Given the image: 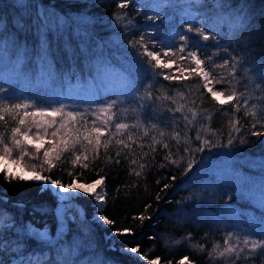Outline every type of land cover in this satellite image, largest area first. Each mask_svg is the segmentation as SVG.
<instances>
[{"label":"trees","instance_id":"trees-1","mask_svg":"<svg viewBox=\"0 0 264 264\" xmlns=\"http://www.w3.org/2000/svg\"><path fill=\"white\" fill-rule=\"evenodd\" d=\"M227 2L233 8L243 3L251 16L249 31L238 37L231 35L227 24H221L219 31L213 26L215 17L209 19V9L214 6L211 0H208L205 8H189L185 0H175L174 7L164 5L160 9L156 7L158 0H27L25 7L17 6V0H0V25H3L0 37L15 34L31 50L27 60L26 80L4 83V80L12 78L11 73L5 72L0 76V87L8 89L14 97L9 103L19 102L16 98L24 97L34 104L58 107L63 103L65 110H87L85 120L90 128L92 120L96 119L92 113L96 112L100 116L97 121L100 123L104 117L99 114V107L115 101L109 113L114 114L109 131L115 133V123L138 125L136 128L130 127L121 135H112L108 147H101L95 158L91 153H86L89 164L87 170L71 163L74 159L71 151L64 153L59 161H54L56 167L51 173L44 166L42 174L51 175L65 183L72 179L68 176V171L82 173L77 177L82 181H90L99 176L105 178V203L101 209L97 210L92 197L85 196L74 200L80 205V211L75 207L70 209L76 222L69 223V231L61 243L66 242L71 247L77 238L82 241L73 257L75 264H97L98 259L104 257L109 258L112 264H146L145 261L135 259V254L121 252V246L139 247L141 252L149 254V259L159 257L162 264L169 261L171 264H178L185 255L189 256L192 264H230L228 258H216L213 246L220 244L222 248L223 239L228 232L243 235L241 230L251 227L248 223L251 216H264V211L252 201L236 195L228 198L229 193L237 191L232 173L239 171L255 179L260 173L253 164L257 157H264V137L258 140L250 135L253 130L252 118L245 117V109L241 108L239 113L234 112L232 105L236 103L235 100L223 107L217 104L204 89V81L198 76L192 75L179 82L164 81L162 76L157 75L161 70L153 72L148 68L147 58L138 56L137 49L132 48L129 43L133 38H138L141 32H151L156 39L165 40L184 31L186 24L203 27L209 32L208 41H201L195 32L188 35L190 47L193 43L198 45V55L205 61V69L210 72L211 87L226 94H230L232 90L238 96L241 92L245 96L251 94L253 98L249 99L248 107L252 104H256L258 109L264 107V92L256 89L255 83H249L244 72V69L252 73L264 68V63H261L264 61V0ZM121 3H127L128 6L121 8ZM157 12L160 19L147 20L148 16H155ZM61 17L65 21L63 25ZM45 21L49 63L55 73L52 79L41 75L36 62L41 39L39 30ZM20 23L24 25L23 29L18 27ZM77 29L80 30L79 35ZM249 32L253 42L247 47L257 62L255 67L242 59L244 40ZM211 36L216 39H211ZM175 43H180L178 36ZM224 47L240 62L234 78L228 75L232 72V61L231 56L224 52ZM12 58L15 59V56ZM225 58L229 59V67L216 68L215 65L222 63ZM163 59L167 62L168 58ZM176 63L182 68L194 67L190 60L181 62L176 59ZM163 71L166 74H179L175 68ZM121 74L134 80L141 94L151 91L155 98L166 93L176 103L173 100L153 99L151 103L145 101L146 106L142 111L137 109L133 112L136 100L133 97L126 98L121 86ZM187 75L185 72V76ZM217 80L221 83L217 84ZM261 87L264 88V83H261ZM177 93H182L183 98ZM245 96H240L241 104ZM179 104L185 105L182 113L167 111ZM189 108L197 112L191 126L183 118L187 115L189 120L193 119ZM234 118L241 127V133L234 134L237 138L232 147H213L192 154L184 152L186 147L199 146V142L195 140L198 129L202 137L221 145L227 144L230 122ZM5 119L9 121L7 128L0 122V131L5 132L7 142V134L15 126V121L7 116ZM152 123H156L157 127L152 128ZM80 127L83 130L84 120ZM256 130L264 129L258 126ZM32 131L35 132L36 129ZM161 131L166 133L164 137L160 136ZM129 134L134 141H128L132 145L131 150L115 144L117 138L127 141ZM240 136L250 143L241 145ZM153 137L162 143L153 145ZM49 139L50 134L46 135L45 147H48ZM101 139L108 140L109 133L106 132ZM163 144H168V148H164ZM153 147L155 151L152 150ZM80 151L77 146V154ZM170 152L171 159L177 160V164L166 159ZM17 156L18 153L14 152L13 158ZM192 158L195 159L193 169L184 175L187 161ZM42 159L41 151L38 159L30 160L26 157L22 163L40 164ZM117 160L119 163H116ZM133 160L136 161L135 164L132 163ZM141 164H144V168L140 167ZM136 172L141 175L137 176ZM225 182L226 190L212 193L213 185L223 188ZM164 184L170 187L164 189ZM40 187L38 182H7L0 174V210H4L7 216L14 218L17 226H24L25 230L29 221L40 227L47 221L50 234L54 237L57 229L55 208L58 201L50 191L41 194ZM242 187L248 189L251 185L245 184ZM157 195L160 199H157ZM17 202H23L25 207H14ZM34 206L50 207L52 211L42 215L39 211L34 212ZM95 214L107 216L114 224L104 226L93 222ZM141 215L147 218L141 221ZM85 228L88 229L87 233L83 231ZM123 229H129V232L123 233ZM117 230L122 234H116ZM106 233L108 236H105ZM8 235L15 239L14 232L9 231ZM253 238L262 237L253 234ZM89 242L92 243L91 248L87 246ZM113 243L115 250L109 251V245ZM27 245V248H22L25 256L48 252L50 259L56 258L54 250L43 248L32 239L27 240ZM209 252H212L211 257ZM18 256L19 253L0 249L3 264ZM236 264H261V256L245 259L242 254Z\"/></svg>","mask_w":264,"mask_h":264},{"label":"snow or ice","instance_id":"snow-or-ice-1","mask_svg":"<svg viewBox=\"0 0 264 264\" xmlns=\"http://www.w3.org/2000/svg\"><path fill=\"white\" fill-rule=\"evenodd\" d=\"M185 2L188 4L189 8H195L197 6L205 8L207 7L208 0H185ZM211 3L214 6L209 9V19L215 17L213 26L217 31H219L221 24L229 25L231 35L235 37L249 31L251 16L243 3L236 8L231 7L227 0H211ZM26 4L27 0H17V6L19 7H25ZM164 5L174 7L175 0H158L156 7L160 9ZM127 6V3H121L119 5L121 8ZM154 19H160L158 12L155 16L147 17L149 21ZM64 23L65 21L63 17H61V25ZM18 27L23 29L24 25L20 23ZM53 28H55V25H53ZM2 29L3 25H0V30ZM184 29V31L178 32L176 35L170 36L165 40L156 39L151 32H141L138 38H133L129 43L132 48L137 49L138 56L147 58L146 64L148 68L153 72H155L156 69L161 70L157 75L162 76L164 81L179 82L195 75L204 81V89L211 94V98L217 104L223 107L235 100L236 103L232 105L234 112L239 113L241 108H244L245 117L250 116L252 118L251 129L253 130L250 132V135L258 138V140L264 137V130H256L258 126L260 129H264V107L258 109L256 104H252L248 107L249 99L253 98L251 94L245 96V93L241 92L238 96L235 90H232L230 94H226L224 91L213 90V87H211L212 81L210 79V72L205 69V61L198 55V45L193 43L192 47H190V36L188 34L195 32L201 41H208L210 39L209 32L203 27H194L193 24L184 25ZM210 30L211 29H209V31ZM39 31L41 39L36 54V62L39 65L41 75L48 79H52L55 73L51 70V64L49 63L50 53L45 35L47 31V21L44 22V26ZM77 34H80L79 29H77ZM84 35H87V33H84ZM176 36L179 38L180 43L178 44L175 43ZM211 39L215 40L216 37L211 36ZM252 42V37L249 32L244 40L245 51L242 59L244 62L252 64L255 67L257 62L255 58L251 56L247 47V45ZM149 44H151V47H149ZM193 48L196 50H193ZM223 50L231 56L232 72H229L228 75L234 78L237 64L240 62L237 61L236 56H232L231 53L228 52L227 47H224ZM30 51L28 46L25 43H21L15 34H8L0 37V76L8 72L11 73L12 77L11 79L4 80V83H12L16 80L27 79V60ZM13 56H15V59L12 58ZM163 58H168L167 62H165ZM173 58L181 62L190 60L194 67L182 68L176 63V59ZM261 63H264V61ZM46 66L48 69L47 71ZM215 67L220 69L229 67V59H223V62L216 64ZM173 68H175V71L179 74H166L163 71ZM185 72L188 73L187 76H185ZM244 72L248 76L249 83H255V88L264 92V88L261 87V83H264V68H261L258 72L253 71L252 73L244 69ZM216 83L219 84L221 81L217 80ZM121 86L124 89L126 98L133 97L136 100V106L132 108L133 112L137 111V109L142 111L146 106L145 101L151 103L153 99L156 101L173 100V98L166 93L156 96L155 98H153L151 91H146L141 94L135 81L125 74H121ZM245 88L247 89V85ZM177 95L183 98L182 93H177ZM240 96H245L243 104L240 103ZM13 98L14 97L9 93L8 89L0 87V122H3L5 128H7L9 121L5 119L6 116L12 121H15V126L11 127L10 132L7 134V142L5 132L0 131V174L3 175L7 182H38L41 185V194L45 191H50L58 201L55 208L57 229L53 237L50 234V225L47 221L44 222L42 229L34 226L33 223L29 221L25 230L24 226H17L14 218L7 216L4 210H0V249L19 253L20 258L13 259L11 264H75L73 257L76 256L82 241L77 238L71 247H68L66 242L61 243L69 231V223L76 222V217L69 215L70 209L75 207V205L70 202L80 199L82 196L92 197L95 202L94 206L97 210L101 209L105 203V195L98 191V189L103 188L105 185V178L104 176H99L90 183L81 182L78 181L77 177L78 175H82V173L74 174L73 171H68L67 174L72 179L70 182L65 183L61 179L52 178L51 175L42 174L45 171L44 166H47V172L51 173L56 167L54 161H59L64 153L71 151L74 156L71 163L74 166L79 165L81 169L87 170L89 164L87 163L88 155L86 153H91L93 158H95L101 147H108L112 135H121L130 127L136 128L138 125H129L128 123L122 122L115 123V133L113 134L109 131V126L114 120V114L109 113L114 107L115 101L99 107L98 112L104 117L100 123H97V121L100 120V116L97 115L96 112L92 113L96 116V119L92 120V126L89 128L85 120V112L87 110H85V112L79 110H65L66 106L63 103H60L58 107L52 106L51 104H34L24 97H17L16 99H18L19 102L9 103L8 101ZM173 103H176V101L173 100ZM184 108V104H179L174 109L168 108L167 111L173 114L182 113ZM153 111H155V109H153ZM188 111L192 113L193 119L189 120L187 115L183 118L187 121V125L191 126L197 116V112L191 108H189ZM82 120H84L83 130H81L80 127ZM151 127L156 128L157 124L152 123ZM33 129H36V131L33 132ZM106 132L109 133V139L102 141L101 137L104 136ZM238 133H241V127L235 118L230 122L227 144L221 145L218 142L214 143L210 139L202 137L198 129L195 140L199 142V146L195 148L186 147L184 152L192 154L203 152L205 149L213 147L230 148L237 138L234 134ZM49 134L51 139L47 140L48 147H45L46 142L43 136ZM147 134V131H145V135ZM165 135L166 133L164 131L160 132L161 137ZM128 141L134 142L131 134L128 135L127 141L122 138H117L115 144L122 146L124 149L131 150L132 145ZM156 143H162V141H157L155 137H153V145ZM239 143L241 145H247L250 141L240 136ZM77 146H79L81 150L80 154H77ZM163 147L168 148V144H163ZM152 150L155 151V147H153ZM41 151L43 159L40 164L33 163L28 165L22 163L26 157L30 160L38 159ZM14 152L18 153L16 158H13ZM117 155H119V153ZM166 159L171 160L172 164L178 163L177 160L171 159V152ZM116 163H119V160H117ZM132 163L135 164L136 161L133 160ZM194 164L195 159H189L187 161V166L183 170V174L187 175L193 169ZM140 167L144 168V164H141ZM161 167H163V165H161ZM253 167L260 173L255 179L245 176L239 171H234L232 173V178L237 184V191L229 193L228 198L230 199L233 195L242 196L252 201L259 209L264 211V157H257ZM136 175L140 176L141 173L136 172ZM245 184H249L251 187L245 189L242 187ZM169 187L170 185L168 184L163 185L164 189H168ZM226 189L227 182L224 183L223 188L219 185H213L212 193H217ZM157 199H160L159 195H157ZM189 199H191V197ZM14 207L23 209L25 205L23 202H17L14 204ZM35 211L41 212L42 215H47L52 209L50 207L34 206V212ZM146 218L147 217L144 215L139 217L141 221ZM9 220H11V222H8ZM92 220L104 226H111L114 224V221L105 215H94ZM248 223L251 227L248 230H241L243 235L239 232H228L223 239L222 248L220 244L213 246L216 258H228L230 264H236V261L241 259L242 254L245 255V259L260 255L261 264H264V216L256 217L253 215L249 218ZM79 227L78 225V228ZM9 231L15 233V239L8 235ZM83 231L87 233L88 229L85 228ZM122 232L127 233L129 229H123ZM116 234L122 233L120 230H117ZM253 234L262 238H253ZM28 239L34 240L37 245L49 249L50 251L54 250L56 252V258L54 260L50 259L48 252H43L41 255L29 254L25 256L22 248H27ZM13 245H15V247H13ZM87 246L91 248L92 243L89 242ZM112 250H115L114 243L109 245V251ZM203 250V246H201V251ZM120 251L126 254H135V259L145 261L146 264H159L160 262L159 257L149 259V254L141 252L139 247L120 249ZM209 256H212V252H209ZM0 264H3L2 260H0ZM97 264H112V262L109 258L104 257L103 259H98ZM167 264H171V261L167 262ZM178 264H192V262L189 260V256L185 255L178 261Z\"/></svg>","mask_w":264,"mask_h":264},{"label":"rangeland","instance_id":"rangeland-1","mask_svg":"<svg viewBox=\"0 0 264 264\" xmlns=\"http://www.w3.org/2000/svg\"><path fill=\"white\" fill-rule=\"evenodd\" d=\"M193 50H194V49H193ZM95 73H96V69H95ZM95 73H94V74H95ZM213 90H217V89L213 88ZM217 91H218V90H217ZM45 138H46V136H43V139H44V140H45ZM26 174H28V173H26ZM29 174H30V173H29ZM96 179H97V178H96ZM93 180H95V179H93ZM93 180L88 181V183L92 182ZM82 182H85V181H82ZM98 191H100V192L103 193V189H102V188L99 189ZM70 203L73 204V205H75V208H77L79 211L81 210L80 205L77 204V203H75L74 200L71 201ZM71 213H72V212L69 211V215H70V216H72ZM95 216H98V214H95ZM105 236H108V233H106ZM19 258H20V256H18V257H14V258H11V259H10L7 263H5V264H11V261H12L13 259H19ZM161 264H162V263H161Z\"/></svg>","mask_w":264,"mask_h":264},{"label":"water","instance_id":"water-1","mask_svg":"<svg viewBox=\"0 0 264 264\" xmlns=\"http://www.w3.org/2000/svg\"><path fill=\"white\" fill-rule=\"evenodd\" d=\"M98 178V177H97ZM78 181H81L82 182V180H78ZM85 182H88V181H85ZM103 189V188H102ZM34 226H36V227H39V228H43V227H40V226H38V225H35V224H33ZM126 248H128V247H126V246H121V249H126ZM151 259H153V258H151ZM159 264H161L160 262H159Z\"/></svg>","mask_w":264,"mask_h":264},{"label":"bare ground","instance_id":"bare-ground-1","mask_svg":"<svg viewBox=\"0 0 264 264\" xmlns=\"http://www.w3.org/2000/svg\"><path fill=\"white\" fill-rule=\"evenodd\" d=\"M94 181V180H93ZM99 190V189H98Z\"/></svg>","mask_w":264,"mask_h":264},{"label":"built area","instance_id":"built-area-1","mask_svg":"<svg viewBox=\"0 0 264 264\" xmlns=\"http://www.w3.org/2000/svg\"><path fill=\"white\" fill-rule=\"evenodd\" d=\"M29 174V173H28Z\"/></svg>","mask_w":264,"mask_h":264}]
</instances>
